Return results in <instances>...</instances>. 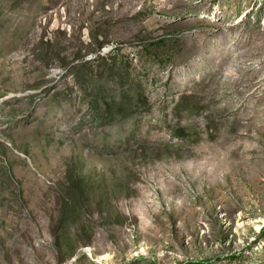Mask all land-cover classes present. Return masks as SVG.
Segmentation results:
<instances>
[{
  "label": "rangeland",
  "instance_id": "obj_1",
  "mask_svg": "<svg viewBox=\"0 0 264 264\" xmlns=\"http://www.w3.org/2000/svg\"><path fill=\"white\" fill-rule=\"evenodd\" d=\"M0 264H264V0H0Z\"/></svg>",
  "mask_w": 264,
  "mask_h": 264
}]
</instances>
